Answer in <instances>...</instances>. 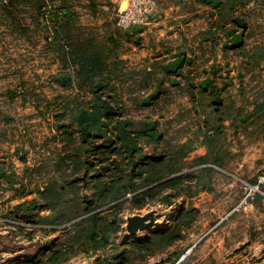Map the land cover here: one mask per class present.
I'll list each match as a JSON object with an SVG mask.
<instances>
[{
  "label": "rangeland",
  "instance_id": "obj_1",
  "mask_svg": "<svg viewBox=\"0 0 264 264\" xmlns=\"http://www.w3.org/2000/svg\"><path fill=\"white\" fill-rule=\"evenodd\" d=\"M3 1L0 264L39 256L47 264H264V0H224V15L196 0H165L143 35L128 36L115 23L120 0L57 4L71 14V41L96 55L97 95L112 104L113 122H130L133 136L156 129L158 145L138 139V189L121 195L123 179L104 164L84 178L82 164L73 172L78 132L55 126L68 120L73 98L93 95L59 85L67 71L48 50L49 31L28 18L24 35ZM179 47L193 61L148 73L155 56L177 58ZM49 185L51 208L40 196ZM153 210L164 224L131 235L127 218Z\"/></svg>",
  "mask_w": 264,
  "mask_h": 264
},
{
  "label": "trees",
  "instance_id": "obj_2",
  "mask_svg": "<svg viewBox=\"0 0 264 264\" xmlns=\"http://www.w3.org/2000/svg\"><path fill=\"white\" fill-rule=\"evenodd\" d=\"M196 1L212 6L213 9L220 7L217 12L215 11L216 14L219 13L220 15H224L223 4L228 2L224 0ZM60 2L63 3V0H4L3 3H1V7L3 11L12 16V24H15V26L21 30V33L24 32V35L28 32V26L26 24L28 18H31L38 27L49 31L46 36V41L49 43L48 50L53 55L55 61L60 60L63 64L62 73L67 71L66 75L59 74V78L57 79V82L63 89H89V94L93 95L91 101L88 102L86 98H83V101L73 98L72 106H70L69 103L67 108H64L65 117L68 120L60 127L55 126L56 129L58 128V131L65 129L70 130V133L78 132L75 142L78 144L77 149H79L78 151L80 154L73 163L74 166L79 165V169L75 167L73 172L82 169L80 168V164H82L81 166L85 169L83 174L84 178L93 167L95 168L98 163H101L102 165H106L104 169L110 171V174L112 173V178L114 180L120 181L123 179V182H121L122 184L118 183L116 187L119 195L126 190L136 191L138 189V182L135 178L137 177L136 173H138V166H141L137 155L139 154L140 157L144 152L138 139L143 137L142 139L145 138L147 141H153L158 145V139L154 134L156 129L153 128L151 131L138 132L133 136V133L129 132V127L132 126L130 122H113L114 115L112 114V104L108 102L107 99L102 100L99 97L100 95H97L104 78L99 76L100 71H98V60L95 59L96 55L83 56L80 48L71 41L65 30L67 24L71 22V14L57 5ZM241 20L242 19L237 18V22H239V25L242 27L243 23ZM142 28L144 27L137 26L128 30H122L117 27V29L121 31H126L127 36L129 31H133L135 35L140 34ZM14 29L16 30V28ZM231 35H235V30L231 32ZM204 37L205 34L202 33L198 39ZM205 38H207V36ZM239 41L240 38L237 36L236 45H238ZM202 49L203 48H201V50ZM182 50V47L178 48L177 51H179V56L177 58L174 56L166 58V56L160 55L158 59H155L157 61L152 63L147 69L149 71L148 73L151 74V72H155L161 66L166 68V72L168 73V68L180 67L184 61L186 63L193 61L187 56L189 51L185 50L184 52ZM194 51V48L190 50L191 53H194ZM172 57H174V61H164L165 59H167V61L169 59L170 61ZM162 58H164L163 62H158L159 59ZM98 139L102 140L103 146L96 144V140ZM97 150H100V152H97ZM82 153L86 155L83 160L79 159ZM113 157L116 160V165L112 167L110 165V160H112ZM95 159L99 161L95 163ZM96 185L98 187H104L101 182L100 184L96 182ZM50 186L51 185L47 186L44 191L40 192V196L44 199V202L48 204L49 208L53 207L51 203L55 196L51 193L52 187ZM103 189L104 193L116 195L113 194L111 190ZM97 192L99 191L95 190L93 196H95ZM114 197L115 196H112L110 200ZM31 209L32 213L34 209L35 212H38L40 207L36 205ZM40 220L43 221L45 218H40ZM54 223V225L59 224L57 222ZM39 258L41 257L39 256L37 259L28 261L27 264H47L43 261L39 262Z\"/></svg>",
  "mask_w": 264,
  "mask_h": 264
},
{
  "label": "built area",
  "instance_id": "obj_3",
  "mask_svg": "<svg viewBox=\"0 0 264 264\" xmlns=\"http://www.w3.org/2000/svg\"><path fill=\"white\" fill-rule=\"evenodd\" d=\"M165 0H121L115 15L116 25L119 29L128 30L133 27L149 26L160 5ZM190 256L186 251L182 259Z\"/></svg>",
  "mask_w": 264,
  "mask_h": 264
},
{
  "label": "water",
  "instance_id": "obj_4",
  "mask_svg": "<svg viewBox=\"0 0 264 264\" xmlns=\"http://www.w3.org/2000/svg\"><path fill=\"white\" fill-rule=\"evenodd\" d=\"M166 219L170 218V211L164 212ZM164 223L158 221L157 211L153 210L146 214H136L127 218V230L131 235L150 229L152 226H162Z\"/></svg>",
  "mask_w": 264,
  "mask_h": 264
},
{
  "label": "crops",
  "instance_id": "obj_5",
  "mask_svg": "<svg viewBox=\"0 0 264 264\" xmlns=\"http://www.w3.org/2000/svg\"><path fill=\"white\" fill-rule=\"evenodd\" d=\"M120 2H121V0H120ZM150 25H152V23H151ZM147 27H148V26L142 28V31L140 32V35H141V34L143 35V33L145 32V30L148 29ZM158 57H160V55H157V56H155L154 58L158 59Z\"/></svg>",
  "mask_w": 264,
  "mask_h": 264
}]
</instances>
